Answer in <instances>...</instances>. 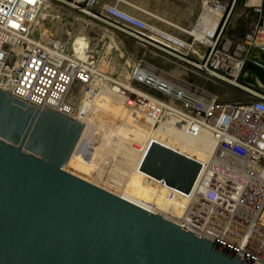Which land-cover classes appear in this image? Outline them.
I'll list each match as a JSON object with an SVG mask.
<instances>
[{"label":"built area","instance_id":"obj_1","mask_svg":"<svg viewBox=\"0 0 264 264\" xmlns=\"http://www.w3.org/2000/svg\"><path fill=\"white\" fill-rule=\"evenodd\" d=\"M221 1L208 0L223 12L214 31L198 38L187 31L186 36L174 33L129 11L121 5L132 6L127 0H0V88L78 119L80 101L91 99L105 79L118 85L119 77L100 71L101 63L93 56L84 58V49L74 48L70 36L36 31V18L51 3L68 5L116 28L132 37L144 53L176 64L181 60L211 81L239 85L247 62L264 69V63L250 54L255 48L264 52V0L245 1L257 18L238 38L225 33L236 0ZM139 69L147 72L144 78ZM123 77L139 91L124 92L127 105L139 106L157 123L167 105L175 107L181 111L170 109V114L182 122L171 119L173 124H181V129L194 136L204 130L212 140L213 147L186 193L177 220L167 218L264 264V224L259 221L264 206V81L259 87L249 81L244 82L246 86L240 84L248 94L246 99L222 100L216 92L143 57ZM168 83L173 87L168 89Z\"/></svg>","mask_w":264,"mask_h":264},{"label":"water","instance_id":"obj_2","mask_svg":"<svg viewBox=\"0 0 264 264\" xmlns=\"http://www.w3.org/2000/svg\"><path fill=\"white\" fill-rule=\"evenodd\" d=\"M147 125L104 98L85 124L0 88V264H260L149 210L168 192L94 142L104 127L140 141ZM201 167L155 140L139 164L184 193Z\"/></svg>","mask_w":264,"mask_h":264},{"label":"rangeland","instance_id":"obj_3","mask_svg":"<svg viewBox=\"0 0 264 264\" xmlns=\"http://www.w3.org/2000/svg\"><path fill=\"white\" fill-rule=\"evenodd\" d=\"M131 5L121 4L129 11L142 17L152 20L163 28L177 34L186 36L182 29L192 30L198 23L199 17L203 12L204 0H127ZM221 1V0H220ZM226 1L222 0L221 2ZM256 0H236L235 5L229 16V24L225 33L232 37L238 38L255 22L257 15L253 9L245 4ZM204 8H214L223 12L220 5H213L205 0ZM224 3V2H223ZM98 9V7H94ZM39 25L52 33L70 36L73 39V45L76 48V40L85 43L89 49V54L93 56L94 61L107 63L108 73L113 77L124 78L136 59L143 57L147 61L160 66L167 71L184 77L198 85L206 87L208 90L216 92L220 99H238L248 98L246 90L242 85L244 82H252L255 87H259L264 81L263 68L247 62L239 75V83L242 85H233L225 81L217 80L216 82L200 76L193 72L194 66L184 63L181 60L177 64L155 56L150 52L144 53L143 49L136 46L132 37L122 33L116 28L97 20L91 16L84 15L75 11L68 5L51 3L44 8L39 20ZM181 27V28H179ZM253 58L264 63V52L259 49H252L250 52ZM174 60L173 58H171ZM262 69H260V68ZM197 71V70H196ZM253 74V75H252ZM250 87V86H249ZM141 89L148 90V86L140 85ZM153 94H156L153 92ZM160 124V125H159ZM162 126L156 124V129ZM157 130H155L156 132ZM120 149V148H119ZM120 150H114V155H120Z\"/></svg>","mask_w":264,"mask_h":264},{"label":"bare ground","instance_id":"obj_4","mask_svg":"<svg viewBox=\"0 0 264 264\" xmlns=\"http://www.w3.org/2000/svg\"><path fill=\"white\" fill-rule=\"evenodd\" d=\"M47 6L49 5L46 4L43 7L40 13V17H37L35 20V29L40 34L49 33L48 30L42 27L43 25H39L41 15L44 11V8H46ZM221 15L222 12H220V10L203 7V12L199 17L198 23L192 29V31H189L187 29L182 30L193 33L198 38H202V36L204 35L206 37L207 34L210 35L214 31ZM76 45V49H84L82 52L83 57L91 60L90 58L92 57V55L86 52L88 50L85 49V43L80 40H76ZM106 64L107 63L105 62L102 63V66H100L99 68L100 71L108 73ZM139 75L141 78H144L147 75V72L144 69H139ZM117 83L118 85L112 81L106 82L105 79L102 82L101 86L96 89L95 95L91 99L83 98L80 101V108L75 113L76 117L83 120L85 124H88L93 119L96 113V109L100 99L104 98L147 120L148 125L140 141H136L121 133L112 131L108 127H104L101 131L95 134L94 142L96 144V147L109 159L130 170L148 177L151 184L157 182V185L155 187L157 191L168 192L169 198L167 207H163L161 209L152 206L149 210L157 212L165 217H171L172 219L177 220V215L180 214V211L185 205L186 193L169 187L162 181L141 170L139 168V164L149 142L152 140L158 141L163 146H168L175 150H178L200 162H204L207 159L211 148L213 147L210 135H208L207 133H202L198 138L190 137L189 135H187L185 131L179 127L181 124L172 123L171 119L175 121L181 120L182 122V118H177L175 114H170V109L174 111H181L170 105H167L168 108L165 110L164 117L158 122L161 123L162 126H159L158 129H156L157 122L147 111L142 110L139 106L127 105L124 102V96H126V94H124L125 91H138V89L129 82V78H126L124 80L123 78L119 77ZM172 87V84L168 83V89ZM72 94L73 93H71V95ZM155 130L157 131L155 132ZM116 149L117 151L120 150V155L113 154V151ZM259 221L264 224V206L261 211Z\"/></svg>","mask_w":264,"mask_h":264},{"label":"snow or ice","instance_id":"obj_5","mask_svg":"<svg viewBox=\"0 0 264 264\" xmlns=\"http://www.w3.org/2000/svg\"><path fill=\"white\" fill-rule=\"evenodd\" d=\"M16 27H19V25H15Z\"/></svg>","mask_w":264,"mask_h":264},{"label":"trees","instance_id":"obj_6","mask_svg":"<svg viewBox=\"0 0 264 264\" xmlns=\"http://www.w3.org/2000/svg\"><path fill=\"white\" fill-rule=\"evenodd\" d=\"M260 68V67H259ZM260 69H262V68H260ZM263 71H264V69H262Z\"/></svg>","mask_w":264,"mask_h":264},{"label":"crops","instance_id":"obj_7","mask_svg":"<svg viewBox=\"0 0 264 264\" xmlns=\"http://www.w3.org/2000/svg\"><path fill=\"white\" fill-rule=\"evenodd\" d=\"M189 31H192V30H189Z\"/></svg>","mask_w":264,"mask_h":264}]
</instances>
